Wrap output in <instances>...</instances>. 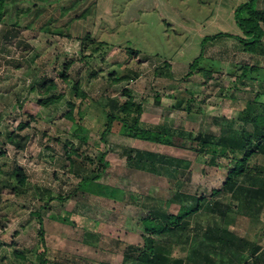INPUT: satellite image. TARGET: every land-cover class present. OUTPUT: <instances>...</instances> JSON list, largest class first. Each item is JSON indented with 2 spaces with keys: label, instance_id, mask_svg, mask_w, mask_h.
Here are the masks:
<instances>
[{
  "label": "rangeland",
  "instance_id": "1",
  "mask_svg": "<svg viewBox=\"0 0 264 264\" xmlns=\"http://www.w3.org/2000/svg\"><path fill=\"white\" fill-rule=\"evenodd\" d=\"M41 1L10 0L0 22V260L41 264L46 252V264H143L127 254L148 243L143 218L178 213L202 197L231 209L218 216L204 206L188 218L190 230L155 238L185 257L195 233L226 224L261 244L251 258L264 264V200L261 210L240 207L243 195L224 188L225 158L216 165L212 153L143 141L123 132L120 119L107 131L113 103L119 112L130 97L147 127L252 130L247 119L264 111L255 102L264 92V36L255 51L240 40L247 35L236 13L249 0H48L52 8ZM44 78L57 83L47 95L38 90ZM54 94L63 97L39 103ZM145 151L176 159L156 158L151 171L150 158L140 159ZM250 165L262 169L264 155ZM15 166L27 176L23 186ZM84 177L114 194L82 190Z\"/></svg>",
  "mask_w": 264,
  "mask_h": 264
},
{
  "label": "trees",
  "instance_id": "2",
  "mask_svg": "<svg viewBox=\"0 0 264 264\" xmlns=\"http://www.w3.org/2000/svg\"><path fill=\"white\" fill-rule=\"evenodd\" d=\"M35 1V0H32ZM41 1V0H39ZM44 2V3H43ZM43 3V4H41ZM42 7L52 8L53 4L50 1H41ZM10 0H0V22H3L6 14L10 13ZM40 9V8H37ZM77 16V15H76ZM236 18L238 25L243 29L247 35L246 39L240 37V40L245 44L248 50L255 51L264 36V11L260 12L257 9V0H249L238 7ZM49 19V18H48ZM50 30V28L45 27ZM61 34L65 32L63 29H54ZM90 32L85 37H89ZM83 37V39H86ZM97 45V49L100 45ZM202 57V56H201ZM199 59H196L191 68L198 65ZM209 74L210 72H207ZM246 73L244 72V75ZM64 79L67 74H63ZM42 89H41V88ZM38 90L41 94H48L50 91L57 89V83L51 79L44 78ZM85 95V94H83ZM63 97L62 94L48 95L39 100L40 104L49 105L56 102L59 98ZM256 103L263 104L264 107V92H259L255 98ZM27 103V102H26ZM118 102L112 105L113 112L108 115L109 122L107 131L112 128V123L120 119L123 123L122 131L129 135L139 138L143 141L154 142L157 144H165L171 146H178L180 148H188L198 153H212L214 157L213 164H218V159L225 158L223 164H219L227 171L226 181L224 188L231 192L232 195L243 198L240 202V207H245L254 210L263 209L262 199L264 200V167L260 170L252 167L250 161L253 156L258 154L264 155V111L256 113L247 119L253 121L252 130L242 129L240 132L228 133L223 132L220 135L211 133H185L176 129H160L144 126L141 123V115L143 107L137 104L131 97L120 106L121 111L118 109ZM22 110H26V106H21ZM69 117L73 119L72 111L69 112ZM28 125V122L21 123V128ZM180 133V134H179ZM83 140H88L87 136L81 137ZM144 153L146 156H144ZM140 153V159L147 160L149 157L152 167L151 171L156 170L154 167L157 163L156 158L163 160L167 156H159L150 151ZM171 163L175 161V157H167ZM104 167L109 166V162L102 158ZM167 162V161H166ZM131 166H139L138 163L131 162ZM173 165V164H171ZM0 172H2L0 166ZM12 175L17 179L18 185L23 186L27 181V176L24 170L18 166L12 168ZM100 173L95 175L94 178L99 177ZM84 177L79 184L82 190L88 191L92 194L112 195L113 189L106 185L94 184L95 179ZM100 187V189H98ZM5 185H0V198ZM63 198L62 196H59ZM196 205L186 206L183 205L178 213H166L163 210H156L154 214L143 218L145 224L147 242L144 249L133 246L128 248L127 254L132 258L138 259L143 264H251V256L255 255L261 248V244L246 236H241L234 228L228 227L226 224L210 225L202 232L195 233L191 238L187 255L174 256L172 255V248L174 242L163 244L161 240L155 238L156 235H161L171 232L172 234L183 230H190L189 217L202 210L204 206L218 216H226L228 210L231 209L230 205L222 204L219 201L204 202L203 198L195 197ZM207 200V199H206ZM257 205H256V204ZM255 204V205H254ZM241 215V214H240ZM246 216V215H245ZM37 217L42 221L41 214L37 212ZM41 228L43 223L40 222ZM264 230V224H263ZM43 232V231H42ZM177 234V233H176ZM18 256H23L21 253H16ZM41 264H46V252L41 254ZM250 256V257H249ZM252 264H259V259L253 258ZM0 264H8L0 260Z\"/></svg>",
  "mask_w": 264,
  "mask_h": 264
}]
</instances>
